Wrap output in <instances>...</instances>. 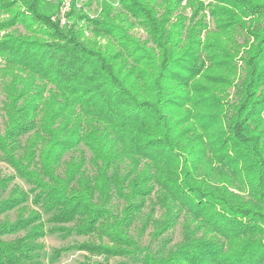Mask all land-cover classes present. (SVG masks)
Listing matches in <instances>:
<instances>
[{
    "label": "trees",
    "instance_id": "16d2710c",
    "mask_svg": "<svg viewBox=\"0 0 264 264\" xmlns=\"http://www.w3.org/2000/svg\"><path fill=\"white\" fill-rule=\"evenodd\" d=\"M204 1L218 27L250 20L230 100ZM62 2L0 0V156L15 175L0 179V264H43L46 234L87 236L75 249L117 264H264V0H116L124 15L102 0L93 19L71 0L61 23Z\"/></svg>",
    "mask_w": 264,
    "mask_h": 264
},
{
    "label": "rangeland",
    "instance_id": "374dc122",
    "mask_svg": "<svg viewBox=\"0 0 264 264\" xmlns=\"http://www.w3.org/2000/svg\"><path fill=\"white\" fill-rule=\"evenodd\" d=\"M62 8L61 13L63 12L65 14V10L63 9L64 6L68 10V6L71 0H62ZM102 0H76V9L78 11H81L83 14L88 16L90 19H93L96 17L100 10V4ZM112 3V6L115 8V11L117 13H122L120 10V7L117 5L116 0H109ZM188 0H184L182 5L187 4ZM213 3V2H212ZM209 4L208 1H204L205 11L198 14L199 18H203V22L206 24V31L202 32L201 39L205 40L207 36H211V39L209 40H216L220 39L221 47H225L230 53H231V62L230 65L233 67V73L231 76V81L233 82V85L231 87H228L226 89V94L229 95L228 100L231 99L232 94L235 90V84L238 83L239 79L244 75V66L240 59H242L245 55V52L248 50L246 47V40H249V43L252 42L250 38L247 36V29L249 25L250 20H242V18H239L238 22H234L233 25H228V27H218L220 21H217L214 18H211L209 16V9L207 6ZM18 5V4H17ZM179 14H182L183 16H186L188 19L192 16L191 9L185 8L184 10H179ZM125 13H122L124 15ZM8 17H0V20H6ZM130 22L133 24V28H130V33L139 38L140 40L144 41L147 39V34L145 30L141 27V25L138 23L137 20H135L133 17L129 18ZM256 18L253 20V24L255 23ZM194 22H199V19L195 18ZM260 21H257L256 24H259ZM188 24V22H187ZM13 30H18L21 33H25V31L22 29V26L17 25L14 26L12 29L7 30V32H11ZM3 34V33H1ZM85 36L87 38L92 37V33L87 31L85 33ZM1 65V63H0ZM1 69V66H0ZM7 76L3 74V72L0 70V132L2 133L5 127V115L3 110V103L5 100L4 95V86L5 83L8 81ZM86 156H89V153L86 152ZM13 177L14 172L13 170L1 160L0 156V179L7 178V177ZM16 184L20 186L24 190H28L29 186H27L22 180L18 179L17 177L14 178V180L10 183L9 186ZM122 203H119L118 201L113 200V205L111 209L113 211H119L122 208ZM17 216L16 212L13 211L8 214L9 221L15 220V217ZM3 217H0V220H2ZM141 224L139 221L134 222V224L130 228V233L134 237V239L137 240V244L140 248L145 247H152L153 249L156 247V241H152V239L149 237L150 229L148 228L141 236L138 235V231L140 230ZM23 233H18L14 236H11L10 238H15L21 236ZM169 237L172 238V243H175L180 240V226L177 225L170 233ZM88 240L87 236L78 237V236H71L67 239H61L57 235L52 234H46L42 238L38 240V243L43 244L44 248L42 251V262L43 264H117L119 262H122L123 260H126L127 258L122 257H107L102 256L99 253H90L87 251H80L75 249V246L81 243H86ZM105 242V241H104ZM94 243V242H93ZM112 247V246H111ZM55 250H61L63 251L59 257H57L55 260L51 259V256Z\"/></svg>",
    "mask_w": 264,
    "mask_h": 264
},
{
    "label": "built area",
    "instance_id": "2783aa9c",
    "mask_svg": "<svg viewBox=\"0 0 264 264\" xmlns=\"http://www.w3.org/2000/svg\"><path fill=\"white\" fill-rule=\"evenodd\" d=\"M64 10H65V9H64ZM63 16H64V13L62 12L61 23H64V18H63Z\"/></svg>",
    "mask_w": 264,
    "mask_h": 264
}]
</instances>
